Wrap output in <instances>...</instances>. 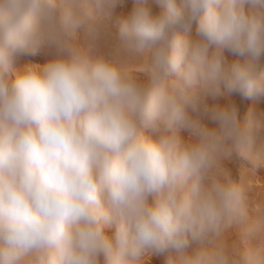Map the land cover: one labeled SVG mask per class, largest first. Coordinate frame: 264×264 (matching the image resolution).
<instances>
[{"label": "clouds", "instance_id": "clouds-1", "mask_svg": "<svg viewBox=\"0 0 264 264\" xmlns=\"http://www.w3.org/2000/svg\"><path fill=\"white\" fill-rule=\"evenodd\" d=\"M59 3L0 0V264H264V210L249 216L246 184L222 166H264L258 120L206 104L264 96V0H155L158 13L132 0L114 36L124 0ZM41 48L47 64L16 67ZM228 228L242 249L218 242Z\"/></svg>", "mask_w": 264, "mask_h": 264}, {"label": "rangeland", "instance_id": "rangeland-1", "mask_svg": "<svg viewBox=\"0 0 264 264\" xmlns=\"http://www.w3.org/2000/svg\"><path fill=\"white\" fill-rule=\"evenodd\" d=\"M58 7L62 6L57 0ZM132 0H124L122 5H118L113 12L112 16L106 21L108 32L114 36L118 31V22L120 18L126 16L132 9ZM150 7L153 12L161 11V7L155 3V0H150ZM180 34L188 39L196 38V23L193 22L190 29L187 31L181 29ZM90 38L87 32L86 26L79 27L73 37V43L80 49H86L89 45ZM114 41L109 40L103 51L110 53L112 51V45ZM225 56L229 63L234 59L229 53H225ZM53 58V53L47 48L39 49L34 55L29 54L21 56L16 64V67H20L26 63L37 64L43 66L47 64ZM121 62L131 68V75L140 83H147L149 80V72L146 69L141 68V61L138 60H125L121 58ZM11 79H15V73L10 71ZM174 75H171L169 79H174ZM229 103L234 104L237 108V118L241 127L247 124L249 115H253L258 120V135L264 137V96H253L244 98L239 95H232L230 98L212 99L208 98L206 104L209 109L215 106H226ZM204 123L209 128H215L216 125L209 119H205ZM145 136L150 135V131L141 129ZM179 135L182 138H187L188 132L181 129ZM155 138V137H153ZM230 174L231 179L236 183L244 182L246 184V196L248 200L249 216L253 219L260 215L259 210H264V166H255L250 160L241 156L234 155L232 159L226 160L222 165ZM107 235L111 236L114 232V228L105 229ZM218 242H223L229 246V248L235 247L236 249H242L243 245L239 242L235 228L225 229L218 239ZM148 264H167V255L165 254H153L148 259Z\"/></svg>", "mask_w": 264, "mask_h": 264}]
</instances>
